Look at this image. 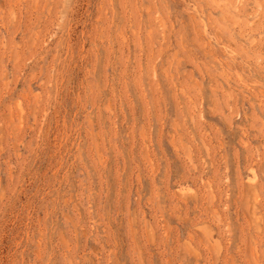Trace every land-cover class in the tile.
I'll use <instances>...</instances> for the list:
<instances>
[{"label": "rangeland", "instance_id": "374dc122", "mask_svg": "<svg viewBox=\"0 0 264 264\" xmlns=\"http://www.w3.org/2000/svg\"><path fill=\"white\" fill-rule=\"evenodd\" d=\"M0 264H264V0H0Z\"/></svg>", "mask_w": 264, "mask_h": 264}, {"label": "bare ground", "instance_id": "6f19581e", "mask_svg": "<svg viewBox=\"0 0 264 264\" xmlns=\"http://www.w3.org/2000/svg\"><path fill=\"white\" fill-rule=\"evenodd\" d=\"M259 59V58H258Z\"/></svg>", "mask_w": 264, "mask_h": 264}]
</instances>
